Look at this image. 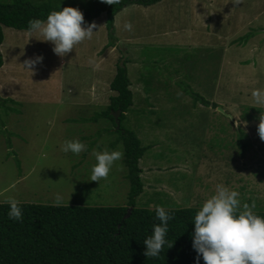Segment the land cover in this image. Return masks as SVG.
I'll list each match as a JSON object with an SVG mask.
<instances>
[{"label":"rangeland","instance_id":"rangeland-1","mask_svg":"<svg viewBox=\"0 0 264 264\" xmlns=\"http://www.w3.org/2000/svg\"><path fill=\"white\" fill-rule=\"evenodd\" d=\"M64 2L81 7L84 0ZM105 20L103 12L92 22L91 38L62 57L41 34L2 27L0 98L17 104L0 107V203L127 202L123 155L106 178L90 180L92 152L123 153V145L115 134L103 132V119H83L107 104L115 63L123 55L130 60L132 107L153 110L145 116L131 112L123 121L149 145L138 163L143 191L137 204L151 198L150 208L155 202L199 207L223 184L238 191L242 204L254 202L253 210H264V140L257 132L264 102L252 94H264V0L130 4L115 15V45L106 48ZM126 22L131 30L124 28ZM37 55L43 59L30 73L24 61ZM178 82L218 106L193 104ZM150 85L153 92H145ZM218 107L224 112H216ZM238 133L244 135L243 153ZM72 139L86 150L61 151Z\"/></svg>","mask_w":264,"mask_h":264},{"label":"trees","instance_id":"trees-1","mask_svg":"<svg viewBox=\"0 0 264 264\" xmlns=\"http://www.w3.org/2000/svg\"><path fill=\"white\" fill-rule=\"evenodd\" d=\"M158 1L160 0H119L118 3L109 4L105 0H84L81 7L64 0L0 2V45L4 39L3 26L28 31L30 19L45 20L51 11L71 6L82 12L85 22L82 26L92 23L101 13H106L109 42L105 48L113 47L115 15L130 4L146 6ZM129 61L123 55L117 59L114 75L109 82L112 93L108 96L107 104L83 118L90 123L103 119L106 122L103 132L115 134V142L123 145V163L130 184L127 202L117 206L19 202L22 218L18 221L8 217L9 205L1 202L0 264H197V261L198 264H204L202 257L198 258L192 247V221L198 206H162L171 216L165 237L166 244L157 257L144 255L146 246L143 240L151 235L152 226L159 223L155 216V206L162 204L155 202V206L150 208L147 204L153 201L151 198L141 205L136 201L143 191L138 163L149 145H143L134 130L123 126V121L131 112L145 116V113L153 110L132 107L133 92L126 66ZM2 64L3 56L0 52V67ZM178 83L183 92L192 97L193 104L200 102L206 107L218 106L189 89L188 85ZM144 91L151 93L153 87L145 86ZM144 100L147 103V98ZM8 102L17 104L11 98H0V107L6 108ZM116 110H120L117 120L111 113ZM206 114L200 113V117ZM99 132L98 130L96 133ZM243 137V134L238 133L236 139L241 153L246 148ZM115 142L112 141L109 146H114ZM128 208L130 212L126 215ZM253 211L264 217V210Z\"/></svg>","mask_w":264,"mask_h":264},{"label":"clouds","instance_id":"clouds-1","mask_svg":"<svg viewBox=\"0 0 264 264\" xmlns=\"http://www.w3.org/2000/svg\"><path fill=\"white\" fill-rule=\"evenodd\" d=\"M106 3H118L119 0H105ZM240 0H233L239 4ZM82 12L74 7L65 6L60 10L51 11L45 20L30 19L28 31L41 34L43 41L53 45L52 51L57 56H64L73 50L74 45L86 38H91L94 23L84 25ZM124 28L131 30V23L126 22ZM43 57L37 55L35 59H26L24 68L30 73L35 64ZM258 102H264V94L259 90L253 91ZM257 132L264 140V115H260ZM86 150V145L76 139L66 140L61 145V151L79 154ZM95 163L91 166L90 180L99 181L106 178L113 163L119 160L123 153L121 150L93 151ZM239 193L223 184H217L213 194L200 204L196 211L192 233V247L202 257L204 264H264V217L256 214L253 202L241 203ZM9 205L8 217L13 220L22 218V210L15 199L7 201ZM155 216L158 224L152 226L151 235L143 243L146 246V257H157L166 244V233L170 214L160 205L155 206ZM171 244L168 245L170 247ZM198 264V261H197Z\"/></svg>","mask_w":264,"mask_h":264},{"label":"water","instance_id":"water-1","mask_svg":"<svg viewBox=\"0 0 264 264\" xmlns=\"http://www.w3.org/2000/svg\"><path fill=\"white\" fill-rule=\"evenodd\" d=\"M218 111L224 112V110L221 107H218ZM111 113L114 116L115 120H117V118L119 117V114H120V110L112 111ZM129 212H130V208H128L126 215H128Z\"/></svg>","mask_w":264,"mask_h":264}]
</instances>
